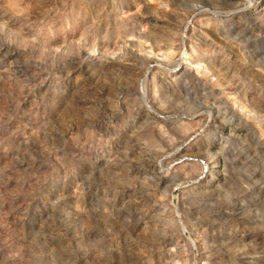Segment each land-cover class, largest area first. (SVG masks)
Instances as JSON below:
<instances>
[{
    "label": "rangeland",
    "instance_id": "rangeland-1",
    "mask_svg": "<svg viewBox=\"0 0 264 264\" xmlns=\"http://www.w3.org/2000/svg\"><path fill=\"white\" fill-rule=\"evenodd\" d=\"M0 264H264V0H0Z\"/></svg>",
    "mask_w": 264,
    "mask_h": 264
}]
</instances>
